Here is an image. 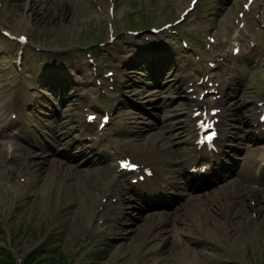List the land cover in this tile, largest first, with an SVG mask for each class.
<instances>
[{"label": "rangeland", "instance_id": "1", "mask_svg": "<svg viewBox=\"0 0 264 264\" xmlns=\"http://www.w3.org/2000/svg\"><path fill=\"white\" fill-rule=\"evenodd\" d=\"M239 2L240 0H235L223 11L229 20L238 10ZM183 3L182 0H0V5L3 4L2 19L5 22H10L11 25L15 23L18 13L27 15L29 23L25 24L23 29L30 31L38 40L33 46L45 49L55 59H60L63 55L69 59L73 57L72 54L68 57L70 51L61 53L48 50L47 46L52 47L54 45L52 40L55 38L66 43L74 41L76 43L74 46L90 45L92 42L104 40L110 19L114 23L117 22V24L125 26L132 19H149L153 10L170 15L180 9ZM112 4H115L113 11H111ZM22 21L25 23L26 19ZM218 21L219 15L215 18V22ZM18 29V27L12 28L13 32ZM4 45L6 47L4 60L6 57L7 59L1 64V68L6 67L5 63L10 60V55H16V49L12 44L10 45V41L7 40ZM57 45L63 47L62 44ZM29 49L31 50V47ZM30 50L27 51L26 58H29L32 52L34 56L32 59L36 63L44 62L48 56V54H42L38 57L35 51ZM73 59L81 65L89 67L86 60L80 61L75 57ZM148 70L151 71V69ZM60 76H68V74ZM75 76L79 78L77 73ZM142 77H144L142 74H136L129 82V86L134 84L142 86L143 82L140 80ZM234 82L240 83L244 87L236 92L233 100L244 107L239 112L241 124H244L246 116L243 114L246 109L252 107V101L247 91L251 82L247 75L235 77ZM152 85L150 87H154L155 82ZM178 87L179 85L176 86V89ZM169 88L170 84L160 88V94L153 97L152 100L146 99L145 110L139 111L137 119H141V122H145L147 125L159 124L166 126L167 130L171 129L177 119L172 116L176 115L179 110L185 111V103L178 99L173 104L171 102L172 94H167ZM128 90L134 91L133 88H128ZM137 90L142 91L140 88ZM181 90L180 94L184 90V85ZM143 92L146 93V91ZM65 109L64 116L66 117L61 118L60 124L63 126L62 130L67 131L75 125L74 119L77 116L76 110L71 104H67ZM151 110L153 113H150ZM244 125L240 128L243 131L246 130ZM155 133L158 134V130ZM181 144L183 147L185 146V142ZM60 159L78 165V168L82 167L84 170L94 169L92 167L86 169L89 166H82L77 161H68L66 158L49 157L45 163L46 170L41 173V176L48 174L49 184L42 177H37L34 169L32 177L35 175L37 178L34 180V176L31 185L19 190L20 195H17L15 190H11V193L4 192V187L0 183V244L10 245V249L19 260L18 264H23L28 259H30L28 264H264V215L258 218L257 213H254L250 217L254 206L251 207L252 209L250 208L249 200H246L247 204L237 203L234 214L229 211L228 215L221 216L218 211L220 224L212 223L213 221L207 218L206 213H203L205 215L202 214V218L198 223L195 222V225L190 220V227L185 223L182 228L177 227V230L187 228L188 231L194 232L198 239L217 238L218 236L222 240H227L230 248L221 247L216 241L205 240L204 243L191 239L193 243L191 242L190 248L186 252L178 245L176 237L171 238L165 244L163 243L164 246L159 249L151 243L146 245V228L153 219H138L136 216L139 213L135 210L130 211L125 204L122 205L120 213H118L122 217L121 220L114 221L108 228H103L98 236L93 237L88 231L94 227L92 225L90 229L88 228L89 223L93 221L94 205L91 197H99L100 194L92 191L89 185L93 183L96 176L83 177L82 171L78 168L67 169V171H63L62 177L72 175L77 179L74 180L73 185L67 186V190H63L64 181L52 182L53 178L50 179L52 175L57 174L54 161ZM71 171H74L73 174L76 175H73ZM103 173L100 172L101 175ZM2 174L3 171L0 170V175ZM0 180L3 178L1 177ZM42 186L46 192L43 195L39 194ZM84 189L88 191H84ZM25 190L28 192L25 193ZM186 204L184 201L181 206L172 210V215L168 217L173 219V215L178 214L179 217L188 218L182 213ZM259 205L264 208V201ZM246 207L249 209L246 210ZM216 209L218 208L215 207L213 211L216 212ZM132 214L135 217H132ZM142 214L143 211H141L142 217L147 215L146 212ZM179 217L178 219H183ZM204 221H206L205 225ZM182 223L180 221V224ZM250 226L252 228H249ZM229 228L234 233L235 239L227 234ZM261 233L263 235L259 239ZM91 239L101 240L95 248L96 251L90 256L89 252L94 251L87 245ZM255 239H259V241ZM233 245L235 247H232ZM240 250L245 252V256L237 254ZM21 259L22 262H20ZM3 261L4 257H0V262L3 263ZM7 262L14 264L10 259ZM15 264H17L16 261Z\"/></svg>", "mask_w": 264, "mask_h": 264}, {"label": "bare ground", "instance_id": "2", "mask_svg": "<svg viewBox=\"0 0 264 264\" xmlns=\"http://www.w3.org/2000/svg\"><path fill=\"white\" fill-rule=\"evenodd\" d=\"M10 33L12 34V32L10 31ZM260 125V123H259V121L258 120H255L254 121V123L251 125V127H253V128H257L258 126ZM63 127V126H62ZM67 129V128H66ZM64 135L63 134H60L59 136H58V139H63L62 137H63ZM75 139V138H74ZM66 144H68V145H74V144H70V143H66ZM33 154L29 151V150H22L21 151V155H19V154H12L11 155V157H12V159H13V162H15L16 163V165H15V169H19V171L20 172H24V171H30V170H32V169H34V171H35V173L37 174L36 176L37 177H42L43 179H45V181H47V176H48V174H46V175H43V176H41V173H42V171L43 170H46V167H45V160H36V159H34L33 158V156H32ZM9 155H7V152H6V150L4 149V146L2 145V144H0V163H2V161H4L7 157H8ZM21 156V158L22 159H18L19 157ZM147 156H148V158H152V159H158L159 158V156H160V152L159 151H155V150H150V151H148L147 152ZM72 157L73 156H69V159H72ZM148 158L147 159H145V160H143V161H147L148 160ZM55 163H56V168H57V170H55V173L56 172H58L59 174L60 173H63V171H67V169L69 170L70 168H73V166H72V164H70L69 162H65V161H63L64 162V164H62L61 162H62V160H56V161H54ZM79 163V162H78ZM52 165V164H51ZM54 165V164H53ZM67 167V168H66ZM55 168V169H56ZM80 169H82V168H80ZM89 169H91V168H89ZM100 169H102V168H100ZM72 172V171H71ZM82 173H83V177H88V176H96L97 178H99V176H101V174L100 173H98L97 171H95V170H93V169H91V170H84V169H82ZM86 174V175H85ZM28 175V174H27ZM29 175H31V177H32V175H33V172H31V174H29ZM35 176V175H34ZM33 176V177H34ZM34 177V180L37 178V177ZM32 177V178H33ZM57 177V175L56 174H54V175H52V177L50 178V179H52V178H56ZM96 177L94 178V179H96ZM50 179H48V180H50ZM39 180V179H38ZM48 182V184H49V181H47ZM76 185V184H75ZM79 187V186H78ZM91 188V187H90ZM82 190V189H81ZM237 190V188H231L230 189V192L231 193H234L235 191ZM84 191H88V190H85L84 189ZM46 192L44 191V189H43V186H42V188H40V190H39V194H41V195H43V194H45ZM78 194V193H77ZM46 197V196H45ZM249 197L250 198H252L253 197V195H252V192H251V190H249V189H247L246 190V194H245V198H244V203L245 204H247V201L246 200H248L249 199ZM262 196H260L256 201H257V207H256V209L255 210H253L252 212H251V214H250V217H252V215L254 214V213H257L256 214V216L259 218L261 215H264V208H263V206L262 205H259V203H261V202H263L264 201V198H261ZM44 199V198H43ZM259 205V206H258ZM112 204H109V211L112 209ZM250 208H251V205H250ZM193 209L195 210V211H197V212H200V215H199V217L197 218V219H195V221L198 223L199 221H200V219L202 218V214L203 213H206V216H207V218H209V220H212L213 222L212 223H214V222H216L217 224H220V220H219V215H220V213H221V216L222 215H224V214H229L230 212V209L229 210H227V209H218V210H216V212H211L210 210H211V208H209V207H207L206 209H203L202 208V205H198V204H196L195 206H193ZM249 208L248 207H246V210H248ZM252 209V208H251ZM114 211V210H113ZM218 211H220V213H217ZM223 211V212H222ZM244 211V210H243ZM246 212H248V211H246ZM120 213V212H119ZM233 214H234V212H233ZM248 214H249V212H248ZM248 214H246V215H248ZM249 217V218H250ZM247 218V217H246ZM199 219V220H198ZM216 220V221H215ZM249 220V219H248ZM247 221V220H246ZM143 223V222H142ZM224 223H225V221H224ZM225 225V224H224ZM224 225H223V227H224ZM231 225V224H230ZM224 229H225V227H224ZM223 229V230H224ZM97 227H91V232H97ZM184 230H187V229H181V231H184ZM227 234H229V235H231V236H233L234 237V239H235V235H233L234 233L233 232H231V228H229V233H227ZM184 246H186V243H185V245Z\"/></svg>", "mask_w": 264, "mask_h": 264}, {"label": "trees", "instance_id": "3", "mask_svg": "<svg viewBox=\"0 0 264 264\" xmlns=\"http://www.w3.org/2000/svg\"><path fill=\"white\" fill-rule=\"evenodd\" d=\"M2 253H3L4 255H1L0 257H4V261H5V262H4V261H3V263L0 262V264H8L7 261H8L9 259L11 260V258L7 256V253H6V252L2 251ZM5 254H6V255H5ZM11 263H14L13 260H11Z\"/></svg>", "mask_w": 264, "mask_h": 264}, {"label": "snow or ice", "instance_id": "4", "mask_svg": "<svg viewBox=\"0 0 264 264\" xmlns=\"http://www.w3.org/2000/svg\"><path fill=\"white\" fill-rule=\"evenodd\" d=\"M91 119V118H90ZM208 139H211V137H208ZM123 167H134L133 165H130L128 163L122 164Z\"/></svg>", "mask_w": 264, "mask_h": 264}]
</instances>
